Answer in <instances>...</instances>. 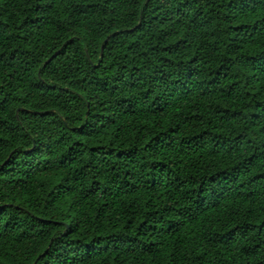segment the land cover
<instances>
[{
	"label": "trees",
	"instance_id": "trees-1",
	"mask_svg": "<svg viewBox=\"0 0 264 264\" xmlns=\"http://www.w3.org/2000/svg\"><path fill=\"white\" fill-rule=\"evenodd\" d=\"M0 264H264V0H0Z\"/></svg>",
	"mask_w": 264,
	"mask_h": 264
}]
</instances>
